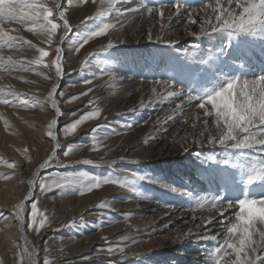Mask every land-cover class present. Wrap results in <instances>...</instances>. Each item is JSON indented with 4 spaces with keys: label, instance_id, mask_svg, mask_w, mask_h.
I'll return each mask as SVG.
<instances>
[{
    "label": "rangeland",
    "instance_id": "obj_1",
    "mask_svg": "<svg viewBox=\"0 0 264 264\" xmlns=\"http://www.w3.org/2000/svg\"><path fill=\"white\" fill-rule=\"evenodd\" d=\"M43 2L49 7H55L60 0ZM62 2L66 9L65 18L71 27L63 41L60 39L63 35L62 26L53 37V43L49 45L44 37L26 31L20 25H3L7 29H15L10 34L20 38L16 46L19 50L5 49L4 55H11L21 63L16 66L17 70H0V89L4 90L0 92V98L11 101L10 105L0 104V264H21L20 254L26 247L30 252L35 250L33 264H44L45 259H48L50 264H184L191 256L211 252L213 242L207 246L200 245L202 251L187 249L186 246L190 245L186 243L182 249L163 253V248L172 244L175 239L173 236L176 231H167L170 232L168 235H161L164 233L161 232L163 228L159 227V232H156L149 220V223L141 220L144 213L140 212L142 200H154L155 189L150 185L155 186V182L152 181H159L160 174L168 175L172 179L180 176L168 163L155 161L173 157L180 150L179 144L196 141L200 131H194L193 134L189 128L181 132L177 141H173L168 137L179 125L177 122L166 120L171 129L169 131L167 126H163L166 130L162 132V128L152 126L151 116L140 117L139 121L135 122V118L140 115L135 107L138 99L139 102L141 99V102L145 103L156 101L158 88L154 87L145 92V87L139 86L138 82L130 86L132 91H129V87L124 89L126 91H118L119 93L108 90V81L113 77V69L117 63L122 62L121 56L134 53L135 50L130 49L133 43L147 41L149 34L156 42L157 37H160L165 58L174 63L173 79L190 90L196 89L201 81L185 73L187 63L189 66L194 65L188 58L189 48L184 47L185 42L178 44L181 36L188 30L189 15L183 24L184 27L170 31V28H165L166 20H161L155 12L151 15L144 13L142 17L128 23L111 14L112 10L107 5L104 8L108 14L103 18L97 17L99 0L95 4L92 0H87L86 3L72 0L71 6H68L67 0ZM200 13L199 16H202ZM88 17L96 18L82 23ZM62 23L61 21V25ZM102 23L116 25L105 36L88 40L80 51L76 52L75 48L82 42L83 33ZM170 40H174L172 46L165 43ZM23 41H28L29 44H24ZM109 41L113 47H107ZM229 43L228 39L224 42ZM57 46L61 47L63 52L62 76L55 75L54 66L43 67L28 63L39 56L37 49L42 48L49 52L44 58V63L51 65ZM246 47H251L247 48L248 63L236 74L252 79L262 71L256 69V64H264V61H256L257 49L261 52L260 44L252 41ZM149 49L152 48H142L139 55ZM232 62L235 67L243 63ZM142 66L139 71V78L142 79L140 81L148 80L144 75L145 67ZM193 67L195 69V66ZM29 68L33 71L21 70ZM54 86L57 91L50 100L49 93ZM10 92L16 93V97L8 95ZM52 100H55L61 113L59 117L56 116V108L52 107ZM95 109L99 110L96 118L76 123L82 116ZM198 111L199 119L195 122L197 128L199 124L202 125L204 118L203 110L198 108ZM54 119L57 124L51 131L55 139L48 135V126ZM71 125H75V128L70 127ZM54 150V158L47 166L41 167L44 161L53 155ZM66 151L69 152L68 156L64 155ZM218 157L221 160L225 158L221 155ZM9 163L14 167H7ZM132 172L151 178V181L134 180L137 193L129 192L115 184H102L90 192L85 191L83 195L77 189L69 190L63 195L57 188L50 191L41 189V184L50 183L53 179L80 173H86L89 177L124 181L133 179L130 175ZM161 180L163 181V178ZM164 180L166 181L165 176ZM144 194L148 196L145 198ZM232 195H238V192ZM177 196H171L169 199L181 201L190 213L198 209V200ZM21 203L24 205L22 220L15 215L16 206ZM32 204L37 205V212L41 215L33 228H29ZM101 204L105 206L98 207ZM205 212H209L207 208L201 210V213ZM40 218H46L43 227L39 225ZM232 219L234 220V217ZM184 222L188 221H183V225L177 228L181 233L188 226V223ZM36 228H39V231H36ZM218 233L212 231L207 236ZM164 236L168 237L161 239ZM201 238L203 239L197 237L199 240H202ZM109 247L115 250L112 254L107 252ZM121 247L124 248L123 253L119 252ZM259 255L264 257V250H260ZM157 256L164 258L163 261L155 258ZM197 264L207 263L202 261Z\"/></svg>",
    "mask_w": 264,
    "mask_h": 264
},
{
    "label": "snow or ice",
    "instance_id": "obj_2",
    "mask_svg": "<svg viewBox=\"0 0 264 264\" xmlns=\"http://www.w3.org/2000/svg\"><path fill=\"white\" fill-rule=\"evenodd\" d=\"M86 3L87 0H81ZM95 4L97 0H92ZM116 0H99V6L96 16L105 17L108 12L104 8L115 10ZM227 6H224L223 0H215V6L209 3L206 8L211 7L215 13V22L211 18L203 21L201 25V35L221 34L225 35L229 40V44H221L219 53L215 56H209L208 63L213 69L212 72L205 70L206 83L198 86L196 89L189 91L187 100L198 101V108L203 110L205 118H212V125L216 129L215 135H209L207 143L213 147L219 146L224 150L225 158L219 163L224 168L219 170L220 188L222 193L218 192L212 197H202L197 201L198 208H208L209 211L215 210L221 216L228 209H236L234 212V220H229L226 227V235L223 242L208 253L210 264H264V257L259 255V250H264V69L261 74L255 78H243L236 72L241 71L248 63V49L246 45L252 41H259L261 53L264 54V0H226ZM68 6L72 5V0H67ZM234 5V7H233ZM178 14L181 8L179 3L172 5ZM238 10V11H237ZM65 4L60 0L55 7L47 6L43 0H0V70H17L16 66L20 61L14 60L11 55L5 56V49L16 48L20 38L13 36L10 32L15 29L4 28L5 23L16 24L24 27L26 31L35 35L44 37L46 42L51 45L53 37L59 28H63L61 41L67 37L71 31L70 24L65 18ZM136 12L145 11L148 15L157 13L161 20L164 19L165 13L161 8L147 6L142 4L141 8ZM96 17H88L87 20ZM61 21L63 22L61 25ZM190 23L196 21L189 18ZM205 25L210 26L205 27ZM163 27V24L161 25ZM115 25L111 23H102L94 28H90L83 33L81 41L75 48L76 52L88 42V40L105 36L109 30L114 29ZM234 38H239L238 42L232 44ZM248 38H251L249 40ZM148 39L152 36L149 34ZM159 40L160 37H157ZM29 44L28 41H23ZM168 46L174 44L173 41L165 42ZM107 47H113L111 41ZM18 51L19 49L16 48ZM39 56L36 59L28 61L29 64L42 65L43 67H55V75L62 76V48H55V59L51 65L44 63V58L49 55L44 49H37ZM226 57L222 59L221 57ZM232 61H243L238 67L232 65ZM231 69V71H225ZM33 71V69H21ZM91 83V81H87ZM168 87H173L171 83ZM0 89V92H3ZM57 91L56 87L52 88L49 93L51 100L53 94ZM155 93V89L153 90ZM195 93V94H193ZM86 94V93H85ZM8 95L16 97V93L10 92ZM62 95V93H61ZM183 95V92L168 91V97ZM78 98V97H77ZM76 99V98H73ZM0 104L10 105L11 101L6 98H0ZM52 107L56 108V115L61 113L56 106L55 100H52ZM176 108H181L180 104ZM99 110L95 109L85 116H82L80 123L89 118H96ZM199 119V117H197ZM204 125L207 126L209 121L204 119ZM57 124V120H52L49 124L48 135L55 137L52 128ZM70 127L75 128V125ZM203 132L201 137H203ZM201 139H197L195 143L200 144ZM184 151L188 149L182 145ZM65 156L69 152L64 153ZM49 156L41 167H45L54 158ZM91 163V161H87ZM9 168L14 167L13 164L6 165ZM231 169V171H230ZM237 173L239 179H237ZM133 179H119L89 177L86 173H80L76 176L59 177L53 179L50 183L41 184L42 190H52L57 188L61 194H66L69 190H80L83 195L85 191L90 192L94 188L100 187L102 184H115L121 188H126L129 192L137 193L134 180H150V177L139 176L136 172H132ZM6 178V177H4ZM159 183V181H152ZM172 191H176L175 188ZM238 192V195L232 193ZM255 193V194H254ZM27 199V197H26ZM105 204L98 205L104 207ZM15 215L22 220L23 203L16 206ZM41 214L37 212V205L32 204V214L29 217V228H33L38 217ZM46 218L39 219L40 227L45 225ZM39 231V228H36ZM207 238V236L203 237ZM216 239L215 236L212 237ZM230 250V251H229ZM115 250L109 247L107 252L112 254ZM119 252L123 253L124 248H119ZM35 250L29 251L26 247L20 254L21 264H33ZM228 257V259H225ZM234 257V259H233ZM44 264H50L45 259Z\"/></svg>",
    "mask_w": 264,
    "mask_h": 264
},
{
    "label": "bare ground",
    "instance_id": "obj_3",
    "mask_svg": "<svg viewBox=\"0 0 264 264\" xmlns=\"http://www.w3.org/2000/svg\"><path fill=\"white\" fill-rule=\"evenodd\" d=\"M176 3H179L181 5L178 14L176 13L175 8L172 7V5ZM208 3L209 0H184V1L183 0H173V1L116 0L115 10L113 11L111 9L112 10L111 14H113L114 16H118V19H120L122 22L128 21L129 23V21L131 20L133 22L134 19L137 20V18L142 17L144 13L146 14L145 11H140V12L135 11L136 9L141 8L142 4H146L147 6L153 5L154 7L161 8L164 11L165 13L164 20H166L165 28L167 27L170 28L171 29L170 31H172L173 29L174 30L178 29V27L183 26V24H185V22L187 21V16L189 15L188 19L191 17V20L196 21V23H190L189 25L187 24L188 30L185 31V34L181 36L179 43L178 42L177 43L178 44H183L182 42L186 43V45L184 44V47L187 46L186 48L187 49L189 48V55H188L189 61L194 64L192 66H189L188 65L189 63H187V66L185 67V73L191 78L199 79L201 81V84L199 86H203L206 83L205 70H207L208 72L213 71V69L210 67L208 63L209 56L217 55L219 53V48L221 44H224V42L227 40L226 36L221 34H212V35L200 34L201 25L203 21L211 18L212 21L215 22L214 19L215 13H213L212 8L205 7V5ZM223 3L224 6H227L226 0H223ZM211 4L214 7L215 0H211ZM193 12H198V13L201 12L200 14L202 16H199L198 13L194 14ZM156 15L159 17L158 14ZM205 27H209L210 30V26L205 25ZM238 39L239 38H234L231 41V43L232 44L237 43ZM248 39L251 40V38ZM155 42L156 41L154 40V38H152L151 40L147 39V41H139L135 44L133 43L130 49L135 50V52L128 53L123 57L121 56L122 62L118 60L119 62L117 63L116 67L113 69L114 70V74L112 75L113 77L110 80L108 78L109 80L108 90L112 89L116 92L118 91L123 92L126 91L124 89L129 87L130 89L129 88L128 89L130 91L131 90L130 86L136 85L135 83L138 82H139L138 83L139 86L145 87L146 89L145 92H148L151 88L154 87L155 89L158 88L159 93H158V99L156 101L145 103V102H141V99L139 102L138 99V102L136 103L135 107L140 113V115L135 118V122L139 121L140 117L145 118L151 116L152 117L151 123L153 127L158 126V128L160 129L163 126H167V129H169L170 131L171 129L169 126L170 123L166 122V120L170 119L173 120L175 123L177 122V124L179 125L178 126L175 125L176 127L172 131V134L170 133V136L169 137L167 136L168 139L171 137L173 141L174 140L177 141V139L181 135V132H184L185 130L190 128L193 131V134L194 131L195 132L200 131L198 134V139H201L202 142L200 144L195 143V141L184 144L181 143L179 144L180 150L177 153H175L173 157L170 158L168 157V159L160 158L159 160L155 161L157 163H163V162L168 163V165L174 171L180 174L181 177L177 175L175 176V178L172 179L170 176L164 174L163 175L160 174L159 175L160 178L156 177L160 179L159 180L160 182L155 183V186L150 185L153 186V188L155 189L153 191L154 200H142L143 198L141 199L142 201H141L140 212L144 213L143 219L141 220L144 222L145 221L148 222L149 220L150 223L152 224L151 227L154 230H156V232H159V227H161V229L163 228L161 232L164 233H162L161 235H168L170 232L167 231L173 230L172 233L176 231L175 235L173 236L175 239L173 240L172 244H169L167 246L165 245L166 247L163 248L164 249L163 253H171V251L173 250H177L179 248L182 249L185 246L184 244L186 243L190 245V246H186L187 249H191V250L193 249V251L196 252V249H199L200 251L203 250V248L202 249L199 248L200 245L205 244L207 246V245H211L213 242V247H212L213 249L221 241H223L224 236L226 235L225 225L229 220H233L232 219L234 217L233 211L235 212L236 209H228L223 216H221L215 210H211V211L208 210L209 212L201 213L202 209L199 208L196 209L195 212L190 213V211L184 208L183 206L184 203L182 204L181 201L170 200L169 198L171 196L174 197L177 195H182L179 197H187V199L189 200L191 198L198 200L199 198L205 196L210 198L213 195H216L218 192L222 193V189L220 188L219 170L223 169L224 165L222 163H219V161L222 160L218 156L219 155L225 156V153L224 150L221 149L219 146L213 147L212 145H209L207 143L208 136L216 134V129L211 123L212 121L211 117L202 118V121H204V119H208L209 123L207 126H205L204 123H202V125L199 124L198 128L195 126V122L198 121L197 117H199L198 114L199 111L197 107L199 102L198 101L189 102L187 100V95L191 90L187 87H184L177 80L173 79V74L175 69L174 63L169 62L165 58V53L162 48L161 41L157 40V42L156 43ZM254 42L256 44H260L259 41H254ZM149 47H151L152 49L145 50L142 55H139V53L142 52L141 51L142 48H149ZM153 47H156V49H154ZM246 48H251V47H246ZM257 52H258V56L256 54V61L258 63H261L264 61V54L259 52L258 49ZM221 58L224 59L226 57L222 56ZM142 65H144L145 67L144 75L146 76V78H148V80L145 79L146 81L145 80L140 81L141 78H139V71H141L143 68ZM172 66L174 67V69ZM193 66H195V69ZM256 66H257L256 67L257 70L264 69V64H260V65L256 64ZM225 71L228 70L225 69ZM136 78L139 80H137ZM149 79H152L153 81L152 80L149 81ZM169 83H171L173 87H168ZM168 91H177V92L182 91L183 95L168 97L167 96ZM177 104H180L181 108L177 109L176 108ZM114 125L116 126V124H113V126ZM162 129L163 130H161V132L165 131L166 127ZM202 132L204 134L203 137H201ZM182 145H184V147H186L188 150L184 151ZM167 172L168 171L166 170L165 173ZM164 176L166 178L167 183L164 180ZM161 178H163V181L161 180ZM237 179H239L238 173H237ZM173 188H175L176 191H172ZM181 188L183 189L181 190ZM147 196L148 195H145V198ZM188 218L189 220H187ZM183 221H188V222H184L185 224L188 223V226L186 227V230L183 233H181L177 228H180L183 225ZM212 231L214 232L216 231L219 233L217 235L207 236ZM205 236H207L206 239L205 238L203 239L201 238L202 240L197 239V237H205ZM213 236L216 237L215 240L212 239ZM167 237L168 236H164L161 239H166ZM204 241H206V243ZM193 251H191V253ZM187 252H190V250H187ZM155 258H158L159 260H161V262L164 259L158 256ZM187 259L189 261L184 264H190V263L197 264L198 262H202V261L206 262L207 264H210L208 253L206 252L197 256H191Z\"/></svg>",
    "mask_w": 264,
    "mask_h": 264
}]
</instances>
